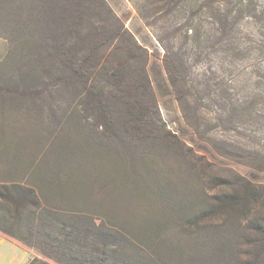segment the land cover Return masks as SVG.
Instances as JSON below:
<instances>
[{
    "label": "trees",
    "instance_id": "trees-1",
    "mask_svg": "<svg viewBox=\"0 0 264 264\" xmlns=\"http://www.w3.org/2000/svg\"><path fill=\"white\" fill-rule=\"evenodd\" d=\"M46 1L51 20L69 13L76 30L82 28L70 44L47 35L43 41L26 39L21 46L27 59L17 61L20 74L0 81V233L36 249L41 258L27 264H181L196 231H223L224 243L245 250V264H264V181L238 172L208 173L216 166L213 151L194 149L160 122L148 73L151 54L122 24L99 20L102 9L117 21L106 0ZM141 2L156 19H173L171 34L192 42L191 48L222 45L232 50L230 57L236 55L232 32L238 17L261 20L253 1L241 8L233 0ZM54 28L64 36L59 24ZM103 31L107 40L122 42L121 64L112 59L115 45L97 55ZM260 34L255 47L264 53ZM78 47H88V53L75 56ZM169 48L163 46V57L173 70L169 58L179 55ZM133 65L139 72L132 79ZM48 72L50 82L44 79ZM102 75L114 89L104 91ZM171 78L176 88L178 80ZM69 85L77 89V105L62 100L60 117L45 132L39 95L54 91L59 97L56 91ZM116 95L121 107L111 103ZM133 141L151 149L127 151ZM171 160L185 163L183 173L214 191L193 192ZM169 230L186 243L174 242Z\"/></svg>",
    "mask_w": 264,
    "mask_h": 264
},
{
    "label": "rangeland",
    "instance_id": "rangeland-1",
    "mask_svg": "<svg viewBox=\"0 0 264 264\" xmlns=\"http://www.w3.org/2000/svg\"><path fill=\"white\" fill-rule=\"evenodd\" d=\"M106 1L117 21L113 18L110 21L109 15L102 9L97 14L99 20L105 25L113 22L116 26L122 24L132 39L147 47L151 54L148 73L153 82L152 94L158 106L157 117L161 119L160 122L194 149L207 147L213 151L215 158L212 161L216 166L208 169V173L232 175L238 172L264 181V78L258 76L264 73V53L255 47L256 42L263 38L260 32L264 31V0H233L235 8L245 7L253 1L261 17L259 22L245 15L238 17L236 28L232 32L236 37L232 45L237 47L234 49L235 57L228 56L232 50L227 51L222 45L214 49H200L199 52L195 47L191 48L192 42L187 44L181 37L171 34L173 19H156L150 5L140 3V0ZM52 17V10L46 0H0V81L10 79L13 72L20 74L17 61L24 62L27 59L21 46L26 39L43 41L47 36H53L57 39L56 42L64 41L67 44L75 40L76 31H80L82 27H77L76 30L69 13L54 20H51ZM85 22L83 20V24ZM55 24L60 25L64 36L59 35L54 28ZM205 25L207 29L210 26L208 21ZM87 28H90L89 24ZM98 41L99 57L110 52L115 45L117 51L114 50L112 59L115 63L123 61L124 54L119 49L122 42L115 38L112 41L107 40L104 31L99 34ZM166 45L179 55H173V58L171 55L169 58L172 60L173 70L169 64L166 65L163 57V46ZM195 45L196 42H193V46ZM170 48L167 50L170 51ZM87 53L88 47H78L75 56L82 57ZM181 59L183 64L178 66ZM131 68V72H127L129 78L133 79L139 69L137 70L136 65ZM171 77L178 80L175 85L177 90L170 86ZM44 79L52 81V73L48 72ZM109 81L112 80L105 79V75L99 80L105 92L114 89V86L108 84ZM56 92L61 97L54 91L50 94L44 91L39 95L41 111L38 118L41 119L45 132L52 129L53 123L60 117L61 111L57 106L62 100L63 103H71L73 107L78 103L77 89L70 85L66 90ZM111 103L116 107L122 106L118 95L111 99ZM79 106L81 105L78 104L77 107ZM33 125L36 129V123ZM140 143L133 141L126 146V150L136 147L144 151L151 149L149 143L139 146ZM201 151L208 154L207 151ZM169 157L171 159L170 155ZM171 165L181 174H185L188 186L193 192L204 191L211 194L214 191L209 189L210 183L196 180L190 172L183 173L185 163L172 161ZM1 176L0 174V179L3 178ZM179 180L186 183L182 178ZM168 233L174 242L186 243L175 230H169ZM194 234V240L185 248V260L181 264H245L247 261V258L240 255L245 251L243 248L239 250L235 243H224L226 238L223 231H196ZM8 238L28 253L26 264L34 257L41 258L36 249L24 246L15 238Z\"/></svg>",
    "mask_w": 264,
    "mask_h": 264
},
{
    "label": "crops",
    "instance_id": "crops-1",
    "mask_svg": "<svg viewBox=\"0 0 264 264\" xmlns=\"http://www.w3.org/2000/svg\"><path fill=\"white\" fill-rule=\"evenodd\" d=\"M28 253L0 233V264H26Z\"/></svg>",
    "mask_w": 264,
    "mask_h": 264
}]
</instances>
